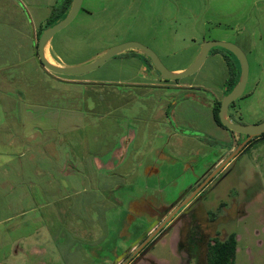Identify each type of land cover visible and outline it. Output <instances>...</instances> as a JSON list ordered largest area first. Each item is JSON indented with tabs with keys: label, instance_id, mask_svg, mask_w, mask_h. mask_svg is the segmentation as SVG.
<instances>
[{
	"label": "crops",
	"instance_id": "1",
	"mask_svg": "<svg viewBox=\"0 0 264 264\" xmlns=\"http://www.w3.org/2000/svg\"><path fill=\"white\" fill-rule=\"evenodd\" d=\"M64 2L0 0V264H79L86 255L108 263L96 243L97 228L111 230L109 218L112 232L130 235V219L142 216L137 213L156 194L145 186L151 180L158 185L159 160L176 150L167 115L172 86L144 56L129 54L136 78L107 86L43 68L40 32ZM212 50L211 64L223 70L225 86L229 67L238 74V62L225 50ZM44 56L64 66L53 58L51 42ZM49 242L61 263L39 260L51 256ZM118 247L115 252L124 249Z\"/></svg>",
	"mask_w": 264,
	"mask_h": 264
},
{
	"label": "rangeland",
	"instance_id": "2",
	"mask_svg": "<svg viewBox=\"0 0 264 264\" xmlns=\"http://www.w3.org/2000/svg\"><path fill=\"white\" fill-rule=\"evenodd\" d=\"M59 18L60 21L64 17ZM210 41L236 45L248 61L247 82L242 95L228 107L229 121L243 126L259 124L264 120V0H83L76 17L50 42L53 58L70 67L89 64L111 47L139 43L152 50L172 72L170 69L176 67L187 69L194 54L198 55L202 45ZM212 49L223 51L218 47ZM135 53L143 56L136 49L126 50L78 79H94L106 86L111 81L133 80L137 77V67L130 66L129 54ZM238 69L240 74V67ZM221 70L220 73L216 71L208 53L197 72L167 81L172 86L166 91L171 97L167 114L173 125L187 135H205L209 146L202 147L201 151L198 149L195 156L197 144L191 140L183 141L182 154L172 156L175 163H160L162 173L157 181L165 192H171L173 186L174 191H178L185 179L191 180L194 173L206 165L210 169L218 156H224L226 161L245 142L243 135L219 128L212 120L209 107L212 100L230 92L227 91L228 81L224 86L225 74ZM222 166L223 163L209 176L206 199L195 211L197 214L214 213L213 218L199 217L204 233L201 241L223 240L233 233L238 237L234 264H264V138L250 142L243 153L224 169ZM167 170L169 174L165 173ZM137 214L145 216L143 212ZM142 216L130 222L131 227L127 229L130 238L121 239L112 232V219L109 218L110 225L107 222L106 225L111 230L97 228L100 234L96 243L101 246V255L108 258V263L103 264L120 262L121 259L115 263L112 259L117 257L113 249L117 245L119 249L127 250L137 243L140 231L150 222ZM126 225L127 221H124L123 226ZM184 231L185 228H180L181 242ZM176 235L174 230L169 236L171 240L166 238L167 243H173ZM46 236L44 233L42 239ZM168 244H156L150 256L167 264H185L188 258L186 250L180 246L183 243L178 245L176 255ZM46 245L51 256L39 260L61 263L54 244ZM85 257H79L84 261L79 264H98L92 257ZM192 258L188 261L191 264H207L204 244L198 245ZM147 260L138 264H148Z\"/></svg>",
	"mask_w": 264,
	"mask_h": 264
},
{
	"label": "flooded vegetation",
	"instance_id": "3",
	"mask_svg": "<svg viewBox=\"0 0 264 264\" xmlns=\"http://www.w3.org/2000/svg\"><path fill=\"white\" fill-rule=\"evenodd\" d=\"M220 101L218 102L220 103ZM215 104H213V107L211 109V117L214 122L215 120L213 118V109H214ZM217 127L222 128L218 125ZM171 128H172L171 134H173L172 136H174V138H171V140L172 142L176 141V147H175L176 150L173 152V154L167 153V155L162 160H159V164L168 163L167 161H172L170 162L171 164L175 163L172 156L174 155V153L182 154V152H180V149L182 147L183 141L191 140L193 143L197 144L198 148L194 147L195 156H197L198 149L199 151H201L202 147L204 148V147L209 146V141L205 139L204 137L205 135L204 136L187 135V134H184L182 130H179L174 125ZM263 134L245 143L244 146L241 147L242 149L240 148L237 153H233L234 154L233 158L229 159L227 163L226 161H224L225 159L224 156L216 157V160H215L216 162L213 164V166L210 169H209V165H206L203 168V170L201 169V171L199 170L200 172L196 174L194 173V176L191 180L187 181L185 179L184 183L181 184V189L179 188V190L176 192L174 191L175 186H173L172 190L170 189L171 192L170 191L165 192L159 187V185L156 186L154 184L155 182L154 180H151L150 182H153V183L146 185L145 188L147 190L156 191V194L150 195L151 198L149 202L147 201L145 202V207H143L142 208L143 210L141 211L145 215V216H142L144 217L143 219L150 220V222L146 224L145 227H147L148 225L149 226L146 229L145 227L142 228V230L140 231L141 235L137 239L136 244L135 243L132 244L131 247L128 248L127 250L126 248H124L122 251L116 252L117 257L112 258L114 259V263L117 260L121 259L120 262H118V264H126V263L127 264H138L140 261L148 258L147 260L148 264H156L149 257L151 251L154 249L156 244H160L161 240L165 239V241H167L166 238L169 237L174 230L177 231V235H176L175 241L172 243L171 249L174 248L175 255H176L175 252L178 251V245L180 243H183V245L181 244L180 246L181 248L186 250L185 254L188 258V261L191 260L192 254L195 250H197L199 244H202V245L204 244L205 249H207L209 243H212L213 240L217 238H214L211 242H208V243L207 242L204 243L205 241H201L202 240L201 236L204 233L201 230L202 227L199 222V217L205 216L206 218L208 217L213 218L214 213L213 212H207V213L201 212V214H197L195 211L206 199V196H207L206 193L209 189V181H210L209 176L214 171V169L218 167L221 163H223V166L221 169H224L231 162V160L236 158L239 154L243 153L244 148L250 142H252L253 140L257 141L259 139H263L262 138ZM169 136L170 135L168 134L165 137V142L169 141L170 139ZM243 137L246 140V136H243ZM177 141L179 142V144L177 143ZM172 149H173L172 147H169V150L167 149L166 150L170 151ZM190 170L194 172L193 167L191 166H190ZM165 173L169 174L168 170ZM173 185H176V184L173 182ZM132 219L130 220V222L132 221ZM128 224L130 225V223ZM130 227L131 226H129L128 229ZM182 227L185 228L183 242H181L182 239L179 236L180 228ZM144 229L145 231L143 232ZM129 236L130 235H128L127 237ZM124 238L126 237H123L121 239H124ZM169 240H171V237H169ZM165 244H168V243L165 242ZM111 254L112 253H109V256H111ZM188 261H186L185 264H191Z\"/></svg>",
	"mask_w": 264,
	"mask_h": 264
},
{
	"label": "water",
	"instance_id": "4",
	"mask_svg": "<svg viewBox=\"0 0 264 264\" xmlns=\"http://www.w3.org/2000/svg\"><path fill=\"white\" fill-rule=\"evenodd\" d=\"M82 1L83 0H72L69 11L66 14V16L62 20L55 23L54 25L47 27L42 31L37 42V55L41 65L45 70L55 75L81 76L95 70L110 58L126 50L136 49L140 54H142L150 61V64L158 73V76L161 80L175 81L184 78L186 76H190L195 72H197L203 65L210 49L218 47L233 55L238 61L240 67V74L237 83L229 93H227L222 97L220 101V105L217 113L220 124L233 133L246 136L245 142L239 147V149L243 147L244 144L250 141L251 139L258 137L264 133V120L256 125L243 126L232 123L231 121H229L227 117V110L229 105L242 95L248 78L249 67H248L247 58L243 53V51L236 45L224 43V42H218V41L206 42L202 45L199 54L192 62V64L187 69L179 73H173L168 71L167 68L162 64V62L159 60L157 55L152 50L139 43H134V42L124 43L115 47H111L107 49L102 55H100L93 62L86 65L72 66V67L58 66L48 61L44 56L45 47L50 43L51 38L57 32L62 30L64 27H66L76 17L78 12L80 11ZM239 149L234 153H237ZM233 156L234 154H232L226 160V163L228 162L229 159H232Z\"/></svg>",
	"mask_w": 264,
	"mask_h": 264
},
{
	"label": "trees",
	"instance_id": "5",
	"mask_svg": "<svg viewBox=\"0 0 264 264\" xmlns=\"http://www.w3.org/2000/svg\"><path fill=\"white\" fill-rule=\"evenodd\" d=\"M71 1L72 0H65V2L61 5L60 9L55 10V13L52 14L51 17L46 21V24L43 27V29L41 30V32L45 28L50 27V26L54 25L55 23H57L60 19L59 18L60 16H62V18L66 16V14L68 13L69 8H70ZM41 32H40V35H41ZM144 58L147 60L149 65L152 67V65L150 64V61L146 57H144ZM238 78H239V73L235 74L233 72L232 68L229 67V80H228L229 90H227V91L232 90V88L237 83ZM219 104L220 103L217 102L214 106L213 118H214V120L218 126L226 129L225 127H223L220 124V122L218 120L217 113H218ZM262 138H264V134H263ZM257 141L253 140L252 142H257ZM235 236L236 235L232 233V234H229L224 240L214 239L212 243H209V245L206 249L207 264H234V255H235L236 246H237Z\"/></svg>",
	"mask_w": 264,
	"mask_h": 264
}]
</instances>
